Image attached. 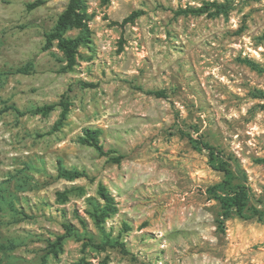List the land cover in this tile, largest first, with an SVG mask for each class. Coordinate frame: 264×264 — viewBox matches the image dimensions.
<instances>
[{
	"label": "rangeland",
	"instance_id": "1",
	"mask_svg": "<svg viewBox=\"0 0 264 264\" xmlns=\"http://www.w3.org/2000/svg\"><path fill=\"white\" fill-rule=\"evenodd\" d=\"M27 1L0 0V264H264V71L245 63L264 68V0L213 18L177 14L212 0H83L89 41L66 70L43 36L66 0ZM200 141L247 173L245 217L221 219L208 188L225 175ZM99 185L117 209L103 230L87 201L103 202ZM64 222L75 234L51 252Z\"/></svg>",
	"mask_w": 264,
	"mask_h": 264
},
{
	"label": "trees",
	"instance_id": "2",
	"mask_svg": "<svg viewBox=\"0 0 264 264\" xmlns=\"http://www.w3.org/2000/svg\"><path fill=\"white\" fill-rule=\"evenodd\" d=\"M45 3V0H30L25 3L27 10H33L37 7L42 6ZM231 4L229 1H206L200 6L196 7H187L185 9H180L177 11V14L183 15H203L205 14L208 17H217L220 15H227V12ZM70 29H78L79 32L76 36H66L65 33ZM89 26L87 23L86 13L84 11L83 0H66L65 8L59 13L56 22L50 31L43 33L45 45L44 49H49L56 42V47L62 52L63 60L66 61V64L62 67L64 70L72 68L76 63V54L78 53V48L82 45H85L89 41ZM250 67L264 71V68L261 67L257 62L246 59ZM17 72H24V68H17ZM153 93L157 97H164V90H155ZM60 106L62 111L60 114L59 121L57 124H61L66 118L67 112L69 110L67 101H60ZM54 104H47L42 107L35 108L32 112L34 113H43L47 114L54 108ZM13 109L18 114H22L17 108L9 107ZM97 130L87 129L85 134L87 137V142L99 150L102 151V145L99 143L97 138ZM83 138V140H85ZM201 149H203L210 160L212 168L215 170L221 171L224 173L225 178L222 181L221 188L219 185H214L209 187L208 190L217 199L220 209H221V219H227L236 214L240 217H245V211L248 208V205L252 199V193L249 185L247 184V173L242 168L239 160L232 156L224 153L221 150H218L214 146L210 145L207 142H199ZM113 152V151H110ZM121 158V155L117 157H111V161L118 163ZM58 174L60 177H63L67 180H74L77 178H87L92 179L89 173L85 169H68L64 167L58 168ZM98 195L103 202L98 201L94 197L87 198L89 205L92 207V210L89 211V215L94 221V224L98 229L103 230V223L107 217L112 213H115L116 206L113 196L108 193V191L99 185ZM254 214H261V210L254 208ZM80 222L85 225L86 221L80 217ZM62 226L65 230V233L57 235L56 239L51 244V252H56L58 248L61 247L62 242L70 236L75 234V227L68 223H62ZM110 243V238L106 236L103 241V245H98V248H104L106 244Z\"/></svg>",
	"mask_w": 264,
	"mask_h": 264
}]
</instances>
